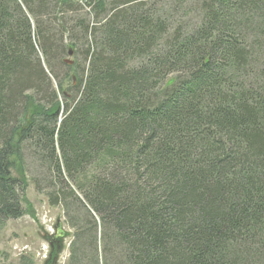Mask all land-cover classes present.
I'll list each match as a JSON object with an SVG mask.
<instances>
[{"label":"trees","instance_id":"obj_1","mask_svg":"<svg viewBox=\"0 0 264 264\" xmlns=\"http://www.w3.org/2000/svg\"><path fill=\"white\" fill-rule=\"evenodd\" d=\"M18 168L66 264H264V0H0V229Z\"/></svg>","mask_w":264,"mask_h":264},{"label":"rangeland","instance_id":"obj_2","mask_svg":"<svg viewBox=\"0 0 264 264\" xmlns=\"http://www.w3.org/2000/svg\"><path fill=\"white\" fill-rule=\"evenodd\" d=\"M71 51L64 58L72 62ZM171 78L165 83L171 82ZM68 85L65 81L63 88ZM12 175L25 181L26 190L22 197L23 214L21 217L9 220L0 229V264H18L21 258L30 260L32 264H45L50 254V244L54 243L52 236L55 227L64 233L61 238L57 263L66 264L69 243L73 232L63 222L62 210L58 206H50L45 195L37 193L31 184L32 177L22 172L20 168L12 170ZM52 238V239H50Z\"/></svg>","mask_w":264,"mask_h":264},{"label":"water","instance_id":"obj_3","mask_svg":"<svg viewBox=\"0 0 264 264\" xmlns=\"http://www.w3.org/2000/svg\"><path fill=\"white\" fill-rule=\"evenodd\" d=\"M68 65H71V62H66Z\"/></svg>","mask_w":264,"mask_h":264},{"label":"flooded vegetation","instance_id":"obj_4","mask_svg":"<svg viewBox=\"0 0 264 264\" xmlns=\"http://www.w3.org/2000/svg\"><path fill=\"white\" fill-rule=\"evenodd\" d=\"M55 231H56V227H55ZM54 236H55V234H54ZM54 236H52L53 238H54ZM52 245V244H51Z\"/></svg>","mask_w":264,"mask_h":264}]
</instances>
